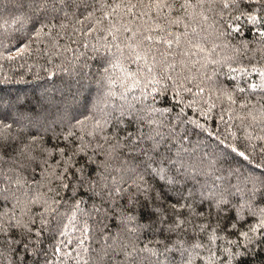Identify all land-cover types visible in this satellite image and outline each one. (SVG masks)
Here are the masks:
<instances>
[{
  "label": "snow or ice",
  "instance_id": "snow-or-ice-1",
  "mask_svg": "<svg viewBox=\"0 0 264 264\" xmlns=\"http://www.w3.org/2000/svg\"><path fill=\"white\" fill-rule=\"evenodd\" d=\"M0 264H264V0H0Z\"/></svg>",
  "mask_w": 264,
  "mask_h": 264
},
{
  "label": "trees",
  "instance_id": "trees-1",
  "mask_svg": "<svg viewBox=\"0 0 264 264\" xmlns=\"http://www.w3.org/2000/svg\"><path fill=\"white\" fill-rule=\"evenodd\" d=\"M13 75V80L7 85H0V88H3L5 91H22L27 93L30 98L35 101L36 99H40L45 95V91L51 92L52 88L59 87V82L57 81L56 84H49L46 83L43 79L42 80H34L31 75L24 76V79L21 81L17 73L23 72V69L11 68L6 66L4 70Z\"/></svg>",
  "mask_w": 264,
  "mask_h": 264
}]
</instances>
